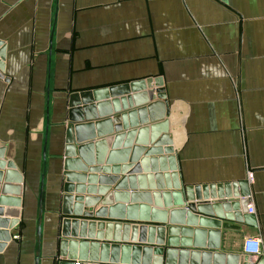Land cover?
<instances>
[{
  "label": "crops",
  "instance_id": "crops-1",
  "mask_svg": "<svg viewBox=\"0 0 264 264\" xmlns=\"http://www.w3.org/2000/svg\"><path fill=\"white\" fill-rule=\"evenodd\" d=\"M0 40L5 46L0 151L22 177L20 216L8 230L11 240L0 253V264H35L36 256L38 264L56 263L67 96L150 78L162 80L168 135L183 183L246 184L248 204L254 207L246 215L253 216L254 225L226 222L234 228L219 229L217 251L253 263L264 258V0H0ZM127 159L124 165L129 164ZM150 168L144 172L140 167L132 175L134 182L126 180L123 189L119 181L128 176L107 174L118 179L109 186L110 202L154 209L152 199L141 195L176 193L164 179L162 189L154 178L148 181L147 175H153ZM248 171L253 173L251 183L246 179ZM138 176L145 179L139 181ZM214 201L218 200L208 198L205 203ZM220 201L226 215L223 206L228 199ZM173 203L172 195L168 202L160 197L161 208L155 209L167 213L165 224L140 208L130 219L124 212L123 219L93 220L138 228L168 226V212L174 207H164ZM101 207L96 203L92 210ZM179 223L174 222V227L214 231L199 227L197 221L189 226ZM139 234L138 229L135 237ZM126 237H131L130 228ZM247 237L261 240L260 256L242 253ZM204 241L207 245L206 235Z\"/></svg>",
  "mask_w": 264,
  "mask_h": 264
},
{
  "label": "water",
  "instance_id": "water-1",
  "mask_svg": "<svg viewBox=\"0 0 264 264\" xmlns=\"http://www.w3.org/2000/svg\"><path fill=\"white\" fill-rule=\"evenodd\" d=\"M4 60L5 46L0 40V78L4 70ZM66 104L60 174V238L54 264H264L263 257L253 263L244 256L217 251L220 245L219 229L234 228L226 222L254 225L253 216L246 215L248 190L244 182L220 185L183 183L168 135V108L161 78L71 93L67 96ZM128 155L130 157L127 159ZM140 156L144 157L140 159ZM150 156L161 157L149 159ZM126 159L129 160L128 165H124ZM147 166L151 167L153 174L147 175L148 181L154 178L157 188L162 189L164 179L167 188L176 193L160 195L159 192L152 191L141 195L152 199L154 209L145 205L125 207L111 203L109 186L118 179L108 177L107 174L128 176L119 181L120 188L123 189L126 180L132 184V175L138 173L140 167L147 172ZM168 178L172 180L171 186ZM137 179L143 181L145 178L138 176ZM21 181L22 177L16 172L13 163L5 161L0 151V253L11 240L8 230L18 223ZM42 190L43 176L39 188L36 229L38 243ZM150 190H153L152 185ZM11 195L15 198L11 199ZM91 195L96 197L89 198ZM171 195L175 203L164 207H174L168 212V226L140 225L138 228L136 225H127L128 223L110 224L93 220L105 216L123 219L124 212L126 219H130L140 208L145 215L151 211L154 220L162 218L157 221L165 224L164 217L167 213L155 209L161 208L160 197L168 202ZM101 197L103 198L100 199ZM208 198L218 201L205 203ZM224 198L228 199L225 202L228 204L223 206L229 212L226 215L221 213V204L224 203L220 200ZM96 203L103 207L93 212L92 207ZM210 205L215 212L214 216ZM106 206L107 209L104 208ZM176 207L181 209H175ZM192 213L208 214L215 219L195 217ZM8 218L13 219L10 221ZM176 221L183 226L193 225L197 221L199 227L214 231L177 228L173 225ZM120 228L123 230L122 234H119ZM128 228L131 229L130 239L126 237ZM111 229H114L113 234ZM138 229L139 237H135ZM144 233H147V237H144ZM205 235L208 237L207 245H204ZM35 264H38V256Z\"/></svg>",
  "mask_w": 264,
  "mask_h": 264
},
{
  "label": "built area",
  "instance_id": "built-area-1",
  "mask_svg": "<svg viewBox=\"0 0 264 264\" xmlns=\"http://www.w3.org/2000/svg\"><path fill=\"white\" fill-rule=\"evenodd\" d=\"M246 179L248 183L253 180V173L248 171L246 173ZM248 213L252 214L254 212V207L252 204L247 205ZM242 253L248 257H257L262 253L261 240L257 237H247L242 243Z\"/></svg>",
  "mask_w": 264,
  "mask_h": 264
}]
</instances>
